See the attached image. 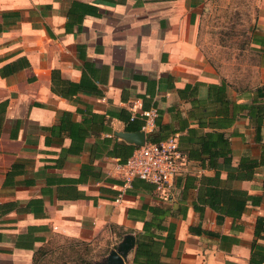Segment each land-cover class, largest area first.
<instances>
[{
  "label": "crops",
  "instance_id": "crops-1",
  "mask_svg": "<svg viewBox=\"0 0 264 264\" xmlns=\"http://www.w3.org/2000/svg\"><path fill=\"white\" fill-rule=\"evenodd\" d=\"M209 3L0 0V264L53 236L110 252L127 235L124 264H264V127L258 142L247 115L264 46L256 87L218 77L197 44ZM149 108L183 156L162 191L117 172Z\"/></svg>",
  "mask_w": 264,
  "mask_h": 264
},
{
  "label": "rangeland",
  "instance_id": "rangeland-1",
  "mask_svg": "<svg viewBox=\"0 0 264 264\" xmlns=\"http://www.w3.org/2000/svg\"><path fill=\"white\" fill-rule=\"evenodd\" d=\"M256 1L210 0L197 26V44L204 59L234 87L251 89L260 82L261 54L250 45ZM109 248L104 238L87 243L53 236L42 247L36 264H102Z\"/></svg>",
  "mask_w": 264,
  "mask_h": 264
},
{
  "label": "built area",
  "instance_id": "built-area-1",
  "mask_svg": "<svg viewBox=\"0 0 264 264\" xmlns=\"http://www.w3.org/2000/svg\"><path fill=\"white\" fill-rule=\"evenodd\" d=\"M157 118L158 111L155 108L138 113L132 110L130 121H141L140 131L145 134L146 142L141 147H135L127 161L117 166V172L126 183L138 179L162 191L180 173L183 156L178 147L177 135H170L160 142L148 141V137L156 130Z\"/></svg>",
  "mask_w": 264,
  "mask_h": 264
},
{
  "label": "trees",
  "instance_id": "trees-1",
  "mask_svg": "<svg viewBox=\"0 0 264 264\" xmlns=\"http://www.w3.org/2000/svg\"><path fill=\"white\" fill-rule=\"evenodd\" d=\"M250 43L255 44V45L264 46V42L257 41L255 39V37H252L250 39ZM255 50H257V49H255ZM257 51H259V50H257ZM209 88L213 89V86H209ZM250 94L252 96V100H251L250 105L248 106L247 115L249 116L250 119L253 120V122L256 125V141L260 142V140H261V136H260L261 129L264 127V85L256 88L254 91L250 90ZM141 125H142V123H141ZM126 129L128 131H131V132H136V131L141 130V126L135 130H131L129 127H127ZM167 137L168 136H166V135L160 134V132H158L157 134L155 132V133H153V135L148 137V141L160 142V141L166 139ZM225 144H227V141H225ZM131 149L132 148H129V151L132 152L133 150H131ZM263 162H264V160L260 161V163H263ZM256 165H257V163H253V166H256ZM41 251H42V248H40L34 252L32 264H36L37 256L39 253H41Z\"/></svg>",
  "mask_w": 264,
  "mask_h": 264
},
{
  "label": "water",
  "instance_id": "water-1",
  "mask_svg": "<svg viewBox=\"0 0 264 264\" xmlns=\"http://www.w3.org/2000/svg\"><path fill=\"white\" fill-rule=\"evenodd\" d=\"M120 138L133 144L135 147H141L146 142V136L142 131L135 133H122ZM134 247V238L131 235L125 236L124 240L118 245L116 250H111L102 264H124L128 252Z\"/></svg>",
  "mask_w": 264,
  "mask_h": 264
}]
</instances>
